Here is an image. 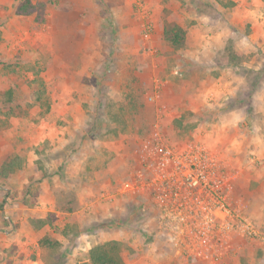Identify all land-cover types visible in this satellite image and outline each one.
Wrapping results in <instances>:
<instances>
[{"label": "rangeland", "instance_id": "374dc122", "mask_svg": "<svg viewBox=\"0 0 264 264\" xmlns=\"http://www.w3.org/2000/svg\"><path fill=\"white\" fill-rule=\"evenodd\" d=\"M32 2L22 15L0 0V167L21 157L0 178V264H91L110 241L126 264H264L243 237L179 253L148 200L119 193L159 115L172 144L216 156L264 233V0ZM166 23L186 31L182 49Z\"/></svg>", "mask_w": 264, "mask_h": 264}, {"label": "built area", "instance_id": "2783aa9c", "mask_svg": "<svg viewBox=\"0 0 264 264\" xmlns=\"http://www.w3.org/2000/svg\"><path fill=\"white\" fill-rule=\"evenodd\" d=\"M148 100L156 103V94ZM161 128L158 115L151 133L140 141L137 167L120 195L146 198L177 252L222 254L238 237L264 245V233L239 209L232 196L234 179L216 156L194 142L172 144Z\"/></svg>", "mask_w": 264, "mask_h": 264}, {"label": "trees", "instance_id": "16d2710c", "mask_svg": "<svg viewBox=\"0 0 264 264\" xmlns=\"http://www.w3.org/2000/svg\"><path fill=\"white\" fill-rule=\"evenodd\" d=\"M34 5L32 0H22L19 12L22 15L33 13ZM164 40L174 49H182L186 42V31L177 24L166 23L163 31ZM227 48V59L229 63L238 64L240 55L236 54L232 47ZM21 167V157L18 155L10 156L0 167V178L8 179L14 175ZM41 247L55 248L59 246L57 241L45 237L40 241ZM91 264H126L123 256V245L118 241H110L101 245L94 246L89 252Z\"/></svg>", "mask_w": 264, "mask_h": 264}]
</instances>
